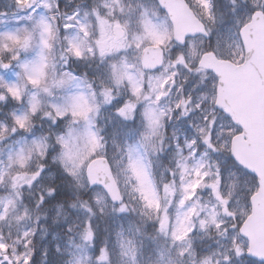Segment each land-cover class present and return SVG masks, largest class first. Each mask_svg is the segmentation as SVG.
<instances>
[{"label": "snow or ice", "instance_id": "1", "mask_svg": "<svg viewBox=\"0 0 264 264\" xmlns=\"http://www.w3.org/2000/svg\"><path fill=\"white\" fill-rule=\"evenodd\" d=\"M178 2L0 0V264H264V0Z\"/></svg>", "mask_w": 264, "mask_h": 264}, {"label": "water", "instance_id": "2", "mask_svg": "<svg viewBox=\"0 0 264 264\" xmlns=\"http://www.w3.org/2000/svg\"><path fill=\"white\" fill-rule=\"evenodd\" d=\"M169 2L174 6L175 22L177 24H187L191 22L189 15L187 14L186 10L180 6L178 0H169ZM250 123L252 124L253 138L259 146L261 138L264 137V130L259 127L258 123H255L251 120ZM238 148L245 158L250 161H255L256 156L248 149L247 145L240 144L238 145ZM253 228L257 233L264 234V215H258L255 218Z\"/></svg>", "mask_w": 264, "mask_h": 264}, {"label": "rangeland", "instance_id": "3", "mask_svg": "<svg viewBox=\"0 0 264 264\" xmlns=\"http://www.w3.org/2000/svg\"><path fill=\"white\" fill-rule=\"evenodd\" d=\"M161 13H164V12H161ZM161 13H160V16H161V18H163L164 14H161ZM49 236H50V235H49ZM49 236H48L47 239H45V240L43 241L44 244H49ZM204 241H208L207 244L212 243V241L208 240L207 238H205ZM145 244H146V247H145V250H144V257H143V259H144L145 262H147L148 260L151 259V254L149 253V251H150V249L152 248V246H153L154 243H153L151 240H146V241H145ZM207 244H206V245H207ZM156 245L158 246V243H157ZM150 252H151V251H150ZM153 253H154V252H153ZM154 254H155V253H154Z\"/></svg>", "mask_w": 264, "mask_h": 264}, {"label": "trees", "instance_id": "4", "mask_svg": "<svg viewBox=\"0 0 264 264\" xmlns=\"http://www.w3.org/2000/svg\"><path fill=\"white\" fill-rule=\"evenodd\" d=\"M51 215H52V212L50 211L49 212V217H50V220H49V222L48 223H51ZM98 225H99V230L101 231V233L103 234V230H104V228H105V222L103 221V220H101V221H98ZM204 244H206V243H204ZM157 247V245L156 244H153V246H152V248L150 249V251H149V253L151 254V259L152 258H154V251H153V249L154 248H156Z\"/></svg>", "mask_w": 264, "mask_h": 264}]
</instances>
